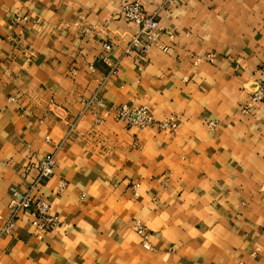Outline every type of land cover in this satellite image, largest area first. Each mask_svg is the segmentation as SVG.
I'll list each match as a JSON object with an SVG mask.
<instances>
[{
	"label": "crops",
	"instance_id": "1",
	"mask_svg": "<svg viewBox=\"0 0 264 264\" xmlns=\"http://www.w3.org/2000/svg\"><path fill=\"white\" fill-rule=\"evenodd\" d=\"M127 1L163 28L140 60ZM263 61L264 0H0V230L48 153L39 192L62 219L19 212L0 264H264ZM133 102L178 129L104 111Z\"/></svg>",
	"mask_w": 264,
	"mask_h": 264
},
{
	"label": "built area",
	"instance_id": "2",
	"mask_svg": "<svg viewBox=\"0 0 264 264\" xmlns=\"http://www.w3.org/2000/svg\"><path fill=\"white\" fill-rule=\"evenodd\" d=\"M122 17L131 26L135 27L131 35L130 41L125 48V54L134 56L137 60L146 57L151 48L154 47L163 36V28L160 24L158 14L149 13L141 1H127L124 3L121 12ZM21 21V18H17ZM105 49L110 50L111 44H105ZM168 47L164 46L163 50L168 51ZM106 60V58H104ZM119 64H113L111 74L117 73ZM264 69V61L262 64ZM264 95V84L258 85L253 94V100L258 101ZM13 99V98H10ZM92 104L103 105V99L95 96L86 103V108H90ZM2 106L0 103V110ZM107 114L112 115L116 120L121 121L129 127L137 128H159L167 131H176L178 123L174 116H169L159 120L154 114L152 108L148 104L138 103H121L111 105L104 110ZM103 116H97V122L103 123ZM217 122H211V128H214ZM56 153L46 154L37 164L38 174L35 176L33 183L30 185L28 192L24 195L14 198L10 205L13 208V214L10 220L0 230V238L6 234H13L16 229V217L19 212L24 211L33 216L32 225L36 230L44 233H52L59 229L62 224L61 217L52 212L49 201L43 194L39 192L43 182L52 178L57 170ZM140 184L133 186L136 196ZM18 195V194H17ZM136 229L142 235L143 243L150 246V234L145 226L137 222Z\"/></svg>",
	"mask_w": 264,
	"mask_h": 264
}]
</instances>
